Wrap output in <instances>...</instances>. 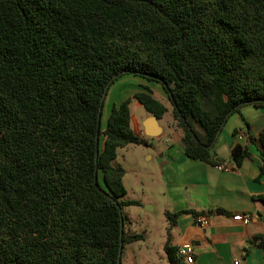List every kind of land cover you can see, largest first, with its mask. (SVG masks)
I'll use <instances>...</instances> for the list:
<instances>
[{
	"label": "trees",
	"instance_id": "1",
	"mask_svg": "<svg viewBox=\"0 0 264 264\" xmlns=\"http://www.w3.org/2000/svg\"><path fill=\"white\" fill-rule=\"evenodd\" d=\"M126 75L161 85L170 106L149 86L134 97L158 120L171 112L186 156L221 163L230 116L264 108V0H0V264H122L143 239L124 232L113 164L149 138L131 127V98L101 129ZM259 142L263 175L264 128ZM248 156L231 149L237 166ZM181 213L166 211L171 225ZM164 252L185 264L169 238Z\"/></svg>",
	"mask_w": 264,
	"mask_h": 264
},
{
	"label": "crops",
	"instance_id": "2",
	"mask_svg": "<svg viewBox=\"0 0 264 264\" xmlns=\"http://www.w3.org/2000/svg\"><path fill=\"white\" fill-rule=\"evenodd\" d=\"M168 124L175 132L162 152V175L169 195L166 211L182 213L171 225L164 245L168 238L177 248L191 244L194 261L190 264H264V202L258 198L264 195L259 142L264 108L244 106L223 127L214 152L233 167L229 172L186 156L181 131ZM236 144L249 151L241 166L231 160ZM238 214H249L250 222L234 219Z\"/></svg>",
	"mask_w": 264,
	"mask_h": 264
},
{
	"label": "rangeland",
	"instance_id": "3",
	"mask_svg": "<svg viewBox=\"0 0 264 264\" xmlns=\"http://www.w3.org/2000/svg\"><path fill=\"white\" fill-rule=\"evenodd\" d=\"M144 86H149L157 99L170 106L159 83L126 75L117 80L106 95L101 115L102 130L107 127L112 108L131 98V127L136 134L142 135L145 120L151 115L134 95ZM159 122L163 128L162 134L149 137L139 144L131 143L118 148L117 157L113 160V164L122 165L126 171L124 175L126 193L120 197V200L126 202L123 205L124 232L126 235L143 236V239L125 243L122 264H169L163 249L164 241L171 229V222L166 215V210L169 209V195L162 175L161 161L162 152L167 150L175 132L168 124H174L171 112ZM103 143L102 137L101 147Z\"/></svg>",
	"mask_w": 264,
	"mask_h": 264
},
{
	"label": "built area",
	"instance_id": "4",
	"mask_svg": "<svg viewBox=\"0 0 264 264\" xmlns=\"http://www.w3.org/2000/svg\"><path fill=\"white\" fill-rule=\"evenodd\" d=\"M216 167L220 171H232L233 167L227 163H219L216 165ZM234 219L243 221L245 223L250 222L251 216L249 214H238L234 216ZM205 218H202V223H204ZM178 254L179 256L184 260L185 263L190 264L194 261V249L191 244L183 245L178 248ZM237 264V263H236Z\"/></svg>",
	"mask_w": 264,
	"mask_h": 264
},
{
	"label": "water",
	"instance_id": "5",
	"mask_svg": "<svg viewBox=\"0 0 264 264\" xmlns=\"http://www.w3.org/2000/svg\"><path fill=\"white\" fill-rule=\"evenodd\" d=\"M161 133L162 128L158 124V119L152 115L145 121L144 134L148 137H156Z\"/></svg>",
	"mask_w": 264,
	"mask_h": 264
}]
</instances>
